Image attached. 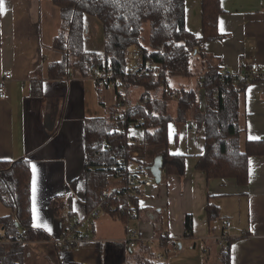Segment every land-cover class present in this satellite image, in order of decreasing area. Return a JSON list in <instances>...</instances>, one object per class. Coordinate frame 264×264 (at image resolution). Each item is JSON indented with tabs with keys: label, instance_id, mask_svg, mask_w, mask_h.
Listing matches in <instances>:
<instances>
[{
	"label": "crops",
	"instance_id": "0c3cea01",
	"mask_svg": "<svg viewBox=\"0 0 264 264\" xmlns=\"http://www.w3.org/2000/svg\"><path fill=\"white\" fill-rule=\"evenodd\" d=\"M52 1L3 0L0 75L9 71L13 79L7 83L6 99L0 100V161L27 159L35 166L34 225L56 239L66 231L70 213L74 219L85 213L83 123L101 115L91 109L92 94H84L86 78L76 70L69 69L61 79L48 78L41 24L44 11L55 12ZM219 4L221 39L205 43L192 58L191 68L192 61L197 64L192 68L194 80L208 71L237 75L247 61L256 62L264 75V0H219ZM184 19L186 30L201 38V0H185ZM55 29V24L47 28L50 37ZM53 53L52 63L58 62L61 56L57 60L54 49ZM171 79H177V88L185 87L183 78ZM188 83V90H196L197 81ZM102 97L99 106L107 112L116 95L114 103L110 96ZM197 97L203 112V92L198 91ZM170 115L176 116V108L174 112L170 108ZM192 116L185 124L172 122L167 127L168 153L185 157L182 177L165 176L162 170L160 183L153 179L139 196L135 218L123 222L103 213L108 216H100L89 228L91 240L71 250L58 249L50 241L30 242L23 264H137L145 259L165 264H221L214 238L224 232L230 237V264H264V155L249 158L245 186L232 178L207 179L195 168L205 141ZM238 122L245 129L244 139L264 141V79L250 83L239 95ZM142 134L139 128L129 130L130 150L139 153L132 169L141 163L149 169L160 156L158 148L142 146ZM72 180L77 181L74 194L69 191ZM55 196H60L66 214L50 207ZM208 206L217 218L208 219ZM186 216L192 218L189 237L184 228ZM226 223H230L228 229ZM128 230L138 234L133 248L125 242Z\"/></svg>",
	"mask_w": 264,
	"mask_h": 264
},
{
	"label": "trees",
	"instance_id": "16d2710c",
	"mask_svg": "<svg viewBox=\"0 0 264 264\" xmlns=\"http://www.w3.org/2000/svg\"><path fill=\"white\" fill-rule=\"evenodd\" d=\"M52 2L62 22L61 30L53 41V49L61 59L49 65V79L64 78L69 69L76 70L82 78H88L92 70L100 66L97 59L100 54L111 62L115 76L121 79L125 71V53L132 48L140 49L144 61L157 67V78L149 73L145 78L126 83V92L132 86L143 88V94L135 105L127 100L128 107L125 109L115 90L116 102L106 115L85 119L83 123L85 212L98 205L103 191L123 184L124 180L118 177L116 169L121 165L128 167L133 162L129 157L132 143L129 130L132 128L143 131L142 146L158 148L165 176L182 177L185 157L168 153L167 127L172 122H189L190 113L197 129H202L205 141L195 168L203 172L207 179L232 178L240 186L248 183L249 158L264 155V141L244 139L245 129L238 122L239 95L250 83L264 79V75L246 82L236 77H223L217 71H208L204 77H198L197 88L201 89L205 98L203 112L198 108L195 90L183 86L172 89L167 84L170 78H190L193 74L191 60L201 53V46L221 39L217 31L218 18L223 13L219 0H201V38H196L185 28V0ZM92 18L100 23L102 29L95 51L88 48V21ZM146 24L150 25L147 39L143 36ZM145 41L147 47L143 45ZM160 90L161 97L157 95ZM215 90L218 91L217 97H214ZM172 99L177 102L174 118L170 115ZM118 172L122 176L123 170ZM76 185V180L70 182L69 191L73 194ZM138 200L139 197L133 199L135 217ZM60 201V196L50 200L54 212L56 203ZM0 203L10 211L9 215L0 217V243L2 240L14 241L16 232L27 242L52 240L45 230L34 226L32 165L29 160L0 161ZM106 204L117 208V211L108 213L112 218L127 221L129 212H120V209H125L124 200L111 199ZM206 213L209 220L218 217L209 206ZM69 219L74 220L73 213H70ZM184 228L186 236H191L190 216L185 217ZM24 252L22 244H0V264H23ZM218 260L221 264H230L229 243L220 248ZM137 264L165 263L145 259Z\"/></svg>",
	"mask_w": 264,
	"mask_h": 264
},
{
	"label": "built area",
	"instance_id": "2783aa9c",
	"mask_svg": "<svg viewBox=\"0 0 264 264\" xmlns=\"http://www.w3.org/2000/svg\"><path fill=\"white\" fill-rule=\"evenodd\" d=\"M202 48V46H201ZM97 59L100 61V66L94 68L91 73V78L96 84V90L100 91L102 88H113L114 91L118 88H123L126 94V83L132 80H140L152 73L155 78L157 75L156 65H151L145 62L143 59L142 51L137 48H132L125 53V71L122 78L115 76L113 66L110 61L104 58V56L97 55ZM223 77H236L239 81H250L256 78H263V74L260 71V67L256 62L247 61L241 73L237 75H231L227 71L221 73ZM13 79V74L9 71H4L0 75V100L6 99V86L7 83ZM201 86L202 83H199ZM119 94L120 101L123 102V107L127 109V95ZM218 91L215 90L214 97H217ZM133 144V142H132ZM138 151L132 149L129 151V157L131 160H138ZM124 162H122L123 164ZM131 166V165H130ZM130 166H120L116 169L118 177L124 180L123 184L112 186L109 189L102 192V199L98 205L93 208L90 212L83 213L82 216H78L73 221L69 220L68 227L63 234L56 239L50 240V243L54 247H58L62 250H71L78 245L90 241L91 236L89 228L93 222L100 217L103 213H113L117 211L112 205L106 204L109 200H124L125 209H120V212H129L128 219L135 218L134 211L135 207L133 205V199L142 195L145 188H149L153 184V177L150 170L147 169L142 163L136 165L134 169ZM120 168V169H119ZM122 176H120L121 171ZM56 211L66 214V210L63 207L62 201L57 202L55 205ZM131 212V213H130ZM230 223L225 224V228L228 229ZM138 234L134 230H128L125 236V242L129 248H133L137 242ZM230 240L229 235L224 232L214 238V241L218 247L225 246ZM7 241V240H5ZM10 244H22L25 247L30 244V242L24 241L18 232L15 233V240L9 241ZM49 242V241H48Z\"/></svg>",
	"mask_w": 264,
	"mask_h": 264
},
{
	"label": "rangeland",
	"instance_id": "374dc122",
	"mask_svg": "<svg viewBox=\"0 0 264 264\" xmlns=\"http://www.w3.org/2000/svg\"><path fill=\"white\" fill-rule=\"evenodd\" d=\"M54 9V14L50 15V13L45 12L44 11V15H43V21H42V30H43V48H44V53L46 54V56L49 58V61L47 62L49 65H51L52 61V56L54 55L53 53V39L58 36L60 30H61V26H62V22H61V18H60V14L59 11L56 7L52 6ZM52 21L54 23H52ZM50 23V24H49ZM55 24L56 25V29H55V33H53V36L50 37V33L47 30V28L51 25ZM88 25H89V29H90V34H89V39H88V44H89V49L92 51L96 50L95 44L97 41L100 40L101 36H102V29H101V25L100 23L95 19H89L88 21ZM51 28V27H50ZM150 33V25L146 24L144 26V32H143V36L145 39L148 38ZM143 45L145 47H147V43L146 41L143 42ZM57 56L55 57L57 60L60 59V54L57 53ZM51 57V59H50ZM48 65V67H49ZM195 65H197L194 61H192V68L193 66L195 67ZM196 77L194 78L193 76L191 78H184V80L181 82L182 85H184L187 89H188V82L192 81L195 82L197 80ZM168 86L171 87L172 89H175L178 87V81L177 79H169L167 82ZM83 85H84V94H92L91 95V109L96 110L97 113L96 115H101V117L103 115H105L107 112H105L103 109H101V107L99 106V101L100 98L102 99V96H105L106 98H108V96L111 97L113 103H114V89L109 87V88H102L100 91L101 92H96V87L94 85V81L91 77L86 78L83 81ZM198 94V91L200 92L201 89L196 88L195 90ZM117 92H119L120 94H125V90L123 88H118ZM161 93L162 90L159 91V94H157L158 96L161 97ZM143 94V88L139 87V86H132L128 89V91L126 92L125 95H127V100H130L131 103H134L136 100L138 101L140 96ZM90 102V101H89ZM136 103V102H135ZM176 100L172 99L170 100V108L172 109V112L175 111L176 108ZM88 103H86L87 105ZM109 107V106H108ZM108 111V110H106ZM87 113H88V108H87ZM93 115V114H92ZM10 214V211L5 208L1 203H0V217H4ZM101 217L103 216H108L107 214H101Z\"/></svg>",
	"mask_w": 264,
	"mask_h": 264
},
{
	"label": "water",
	"instance_id": "95a60500",
	"mask_svg": "<svg viewBox=\"0 0 264 264\" xmlns=\"http://www.w3.org/2000/svg\"><path fill=\"white\" fill-rule=\"evenodd\" d=\"M150 173L154 179L155 184H159L161 181V173L163 170V158L162 156H157L149 168Z\"/></svg>",
	"mask_w": 264,
	"mask_h": 264
},
{
	"label": "snow or ice",
	"instance_id": "6c2138e0",
	"mask_svg": "<svg viewBox=\"0 0 264 264\" xmlns=\"http://www.w3.org/2000/svg\"><path fill=\"white\" fill-rule=\"evenodd\" d=\"M4 11V3L3 0H0V14H2ZM251 164V161H249ZM33 199L35 198V166L33 165ZM37 226V225H34ZM46 227V226H45ZM50 231V229H48Z\"/></svg>",
	"mask_w": 264,
	"mask_h": 264
}]
</instances>
